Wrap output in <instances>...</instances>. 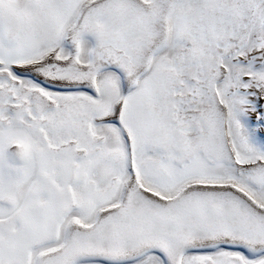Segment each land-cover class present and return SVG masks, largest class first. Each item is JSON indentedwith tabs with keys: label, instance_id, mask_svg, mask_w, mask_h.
Listing matches in <instances>:
<instances>
[{
	"label": "snow or ice",
	"instance_id": "obj_1",
	"mask_svg": "<svg viewBox=\"0 0 264 264\" xmlns=\"http://www.w3.org/2000/svg\"><path fill=\"white\" fill-rule=\"evenodd\" d=\"M0 264H264V0H0Z\"/></svg>",
	"mask_w": 264,
	"mask_h": 264
}]
</instances>
